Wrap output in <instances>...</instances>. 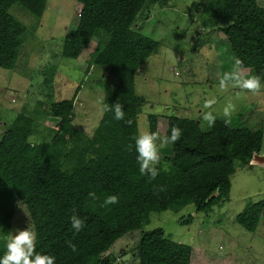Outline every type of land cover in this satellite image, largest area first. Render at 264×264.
Wrapping results in <instances>:
<instances>
[{
	"label": "trees",
	"instance_id": "16d2710c",
	"mask_svg": "<svg viewBox=\"0 0 264 264\" xmlns=\"http://www.w3.org/2000/svg\"><path fill=\"white\" fill-rule=\"evenodd\" d=\"M74 1L81 5L78 23L64 37L61 57L76 61L97 39L85 73L91 67L106 69L114 85L105 88L103 103H120L125 117L118 121L112 111L103 112L91 137L75 128L78 86L72 98L50 105L57 125L48 143H29L34 121L28 116L19 113L6 125L0 140V256L12 218L5 209L19 201L29 214L38 252L54 256L56 264H110L102 255L145 225L149 214L177 212L187 205L207 214L225 201L234 163L248 164L262 149V129L226 125L227 118L216 117L214 126L202 131L200 120L149 115L148 131L157 132L160 124L170 136L175 126L181 137L167 144L172 155L159 162L155 179L141 175L133 137L145 101L135 93L134 78L158 45L134 26L142 9L155 0ZM46 5L47 0H0V68L13 70L23 45L25 28L9 10L18 6L39 20ZM204 10L229 23L213 31L222 35L231 61L239 59L242 70L264 82V0H208ZM218 48L223 51L222 43ZM90 192L98 199L93 201ZM109 195L118 196V203L101 207ZM73 214L85 220L79 233L71 228ZM262 218L264 201L249 204L235 220L252 233ZM191 222V216L179 220L182 226ZM191 253V247L169 240L158 228L141 235L136 259L138 264H191Z\"/></svg>",
	"mask_w": 264,
	"mask_h": 264
},
{
	"label": "rangeland",
	"instance_id": "374dc122",
	"mask_svg": "<svg viewBox=\"0 0 264 264\" xmlns=\"http://www.w3.org/2000/svg\"><path fill=\"white\" fill-rule=\"evenodd\" d=\"M207 1L155 0L137 17L136 31L158 45L134 78L135 93L145 101L137 116L138 135L148 131L149 115L201 119L200 129L207 131L202 113L212 111L215 117L233 120V127L262 129L261 152L248 164L234 163L228 197L209 213L196 212L193 205H187L177 212L149 214L145 225L117 240L102 255L110 264H138L136 248L141 235L158 228L169 240L191 247V264H264V218L252 233L235 220L249 204L264 201V82L260 94L245 92L239 99L238 89L218 90L219 79L235 62L226 52L222 35L213 31L229 23L207 13ZM80 10L81 5L74 0H47L39 20L18 6L9 10L25 32L15 68H0V140L6 125L21 113L34 121L29 143H48L57 125L49 115L50 105L72 98L78 86L72 123L92 136L103 115L99 101H103L105 88L114 83L104 68L85 73L97 39L78 60L61 57L64 37L75 29ZM220 43L224 54L218 48ZM242 71L245 76L252 75ZM213 98V108H205L206 101ZM229 102L236 105V111L225 117L223 109ZM158 133L165 134L160 124ZM171 155L167 144L160 147V162ZM5 210L12 212L9 232L33 231L25 205L16 201ZM188 216L191 224L180 225L179 220Z\"/></svg>",
	"mask_w": 264,
	"mask_h": 264
},
{
	"label": "clouds",
	"instance_id": "9594fccd",
	"mask_svg": "<svg viewBox=\"0 0 264 264\" xmlns=\"http://www.w3.org/2000/svg\"><path fill=\"white\" fill-rule=\"evenodd\" d=\"M242 62L237 59L230 71L223 73L218 82V90L220 92H227L230 89H238L236 93L237 99H239L243 93H251L258 95L261 92L262 84L261 77L259 75L245 76L241 68ZM101 104V111L114 113V119L124 120L125 113L123 106L120 103L112 105L103 104V101H99ZM216 100L209 99L206 101L204 107L207 109L213 108ZM236 111V105L229 102L223 109L225 117H230L232 113ZM202 120L206 122L207 127L211 128L215 124L216 117L212 111H206L202 113ZM126 123L131 126L132 120H127ZM230 120L226 119L225 124H229ZM181 137V130L178 127L173 126L171 128V134L160 135L158 132H142L133 137L134 148L137 153L136 160L139 165V172L143 176H147L149 180L155 179L159 174L157 165L161 160L160 147L168 143H175ZM132 144L128 145V150L131 151ZM89 197L95 201L98 199L95 192H90ZM118 203V196L109 195L103 200L101 207ZM74 211V210H73ZM71 228L79 233L85 227V220L78 215L73 214L70 218ZM36 233L30 228L24 230H17L15 234L9 232L6 240L3 256H0V264H56V258L52 255L42 254L36 250ZM69 247L73 252L77 251V246L70 241Z\"/></svg>",
	"mask_w": 264,
	"mask_h": 264
},
{
	"label": "crops",
	"instance_id": "0c3cea01",
	"mask_svg": "<svg viewBox=\"0 0 264 264\" xmlns=\"http://www.w3.org/2000/svg\"><path fill=\"white\" fill-rule=\"evenodd\" d=\"M95 68L96 67H91L90 68V71H89V74H90V72H93V71H95ZM21 114V113H20ZM24 115V114H23ZM25 116H27V115H25ZM29 117V116H28ZM31 118V117H30ZM201 120V119H200ZM231 121V123L233 122V120H230ZM73 124H74V122H73ZM239 126H241L242 124H240V122H239V124H238ZM157 132H158V128H157Z\"/></svg>",
	"mask_w": 264,
	"mask_h": 264
}]
</instances>
